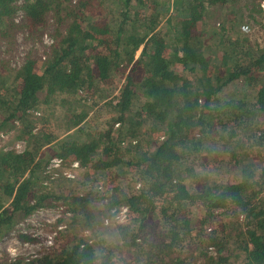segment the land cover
<instances>
[{
	"label": "trees",
	"instance_id": "1",
	"mask_svg": "<svg viewBox=\"0 0 264 264\" xmlns=\"http://www.w3.org/2000/svg\"><path fill=\"white\" fill-rule=\"evenodd\" d=\"M245 9L264 12L0 0L8 49L19 30L51 39L20 65L0 56V133L25 141L0 146V240L39 209L65 216L51 248L0 264H264V39L244 32ZM122 208L109 237L103 218Z\"/></svg>",
	"mask_w": 264,
	"mask_h": 264
},
{
	"label": "rangeland",
	"instance_id": "2",
	"mask_svg": "<svg viewBox=\"0 0 264 264\" xmlns=\"http://www.w3.org/2000/svg\"><path fill=\"white\" fill-rule=\"evenodd\" d=\"M247 0H240V3L244 4ZM255 2H260V5L262 8H264V0H254ZM227 6L223 7V12ZM248 10L245 9L244 18L242 19V24L248 25V30L244 31L245 33L250 34L252 41L263 40L264 39V12L259 13L255 12V18L252 21L251 19L248 22ZM18 20L21 19V13L17 15ZM241 24V25H242ZM51 29V28H50ZM44 39L43 43L40 41H37L36 43L32 42V39H27L26 32L23 30H19L16 32V40L14 43V46L10 49L7 48L4 41L0 40V56H4L10 59V64L12 66L20 65L23 63V61L26 58V54L29 50H36L38 49L39 53L42 52L43 44H46L45 42V36H50V31H44ZM140 52V50L138 51ZM98 123L103 122L102 119H98ZM15 134H17V131H11V132H3L0 133V146L5 145L6 147H16L17 150H23L25 147V141L24 139H16ZM66 135L63 134L62 137ZM52 162L49 164V167H58L60 168L59 171H70L74 174L81 173L78 169H72L69 165H61L56 164V162L52 159ZM54 163V164H53ZM58 163V162H57ZM76 166V165H75ZM57 173V172H56ZM225 172V176H226ZM231 176V175H230ZM129 179L124 178V184H128ZM46 183V182H45ZM75 184V182H70L68 185ZM189 183H191L189 181ZM48 184V183H47ZM52 186L56 190L64 189L61 188V182L56 181L52 183ZM90 186V185H89ZM88 186V188H89ZM137 186V184H136ZM68 187V186H67ZM80 191H83L82 189H79ZM48 204L51 202L50 199L47 201ZM59 203V202H58ZM103 202L98 201L95 204V206L103 207ZM62 207L55 208V206L51 205L47 208L39 209L36 213L33 215H30L27 218H24L23 221L18 223V225L4 238L0 240V261H2L4 258L8 257H16L19 255H32L37 254L42 250H47L48 248H51L48 244V236L53 234H56V231L59 229V225L62 223V219L65 217L62 213ZM111 212H115L116 214L114 216H108L103 218V230L105 234L109 237L112 236V225L115 224L116 221H123L125 220L126 216V208H122L121 210H112ZM67 213V212H66ZM26 234V237L23 235L20 236L19 234ZM55 240V238H54Z\"/></svg>",
	"mask_w": 264,
	"mask_h": 264
},
{
	"label": "built area",
	"instance_id": "3",
	"mask_svg": "<svg viewBox=\"0 0 264 264\" xmlns=\"http://www.w3.org/2000/svg\"><path fill=\"white\" fill-rule=\"evenodd\" d=\"M243 29L246 31V30H248V25H244L243 26ZM50 37H48V36H45V41L47 42V43H49L50 42ZM53 160L56 162V164H60V159H58V158H53ZM54 164V163H53ZM74 165H78V162H74ZM54 238H55V235H54V233L53 234H51V235H49L48 236V240H47V242H48V244H52L53 243V241H54Z\"/></svg>",
	"mask_w": 264,
	"mask_h": 264
}]
</instances>
